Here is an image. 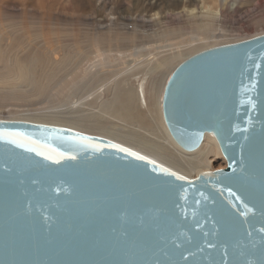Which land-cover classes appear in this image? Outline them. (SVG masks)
Here are the masks:
<instances>
[{
	"label": "water",
	"instance_id": "95a60500",
	"mask_svg": "<svg viewBox=\"0 0 264 264\" xmlns=\"http://www.w3.org/2000/svg\"><path fill=\"white\" fill-rule=\"evenodd\" d=\"M0 61L4 88L31 78L2 39ZM163 115L187 151L213 134L227 167L189 178L104 137L0 119V264H264V34L185 58Z\"/></svg>",
	"mask_w": 264,
	"mask_h": 264
},
{
	"label": "rangeland",
	"instance_id": "374dc122",
	"mask_svg": "<svg viewBox=\"0 0 264 264\" xmlns=\"http://www.w3.org/2000/svg\"><path fill=\"white\" fill-rule=\"evenodd\" d=\"M177 1L0 0V39L28 73L36 56L42 66L68 54L74 59L44 87L0 84V119L60 122L100 137L114 130L121 138H152L117 113L125 91L144 84L151 98L185 58L264 34V0H238L234 18L205 31L177 14ZM223 157L216 156L200 173L227 167Z\"/></svg>",
	"mask_w": 264,
	"mask_h": 264
},
{
	"label": "bare ground",
	"instance_id": "6f19581e",
	"mask_svg": "<svg viewBox=\"0 0 264 264\" xmlns=\"http://www.w3.org/2000/svg\"><path fill=\"white\" fill-rule=\"evenodd\" d=\"M181 4L183 6H181ZM240 5L241 4L238 0H187L186 2L178 0L175 10L178 15L185 17L190 26H194L199 31H205L213 27L216 28L217 26H222L228 18H234V14L238 11ZM203 35H205V33ZM206 35H208V33H206ZM39 59L41 58L36 56L31 61L28 68L31 78L22 83L29 85L40 84L44 87L45 83L50 82L51 79H54L57 75L61 74L74 60L71 58V55L68 54L67 59H63L55 65L42 66L38 61ZM43 79H45V82H43ZM120 84L122 85V83ZM163 87L161 86V88ZM165 87L161 89L158 86L159 90L156 92L155 96L148 98L146 88L144 84H142L136 91H125L119 101L120 104L117 113L120 117L144 132L152 134V138H148L138 132L139 136H125V138H121L117 136V133L113 134L114 130H111V133L105 135L102 133V137L133 149L154 161L191 178L189 173L192 171L200 173V171L204 169H209L215 157L219 155L223 156V153L217 139L211 133H207L202 145L193 151L183 149L175 141L167 127L163 115ZM26 121L31 120L28 119ZM34 122L61 125L83 132L80 128L67 124L65 126V124L60 122L54 123L51 121L45 122L37 120H34ZM118 134L121 133L118 132ZM224 159L226 161V158Z\"/></svg>",
	"mask_w": 264,
	"mask_h": 264
},
{
	"label": "snow or ice",
	"instance_id": "6c2138e0",
	"mask_svg": "<svg viewBox=\"0 0 264 264\" xmlns=\"http://www.w3.org/2000/svg\"><path fill=\"white\" fill-rule=\"evenodd\" d=\"M138 159H144V157H138ZM59 162V161H57ZM171 175H175V173H170ZM178 179H183V177H178Z\"/></svg>",
	"mask_w": 264,
	"mask_h": 264
}]
</instances>
